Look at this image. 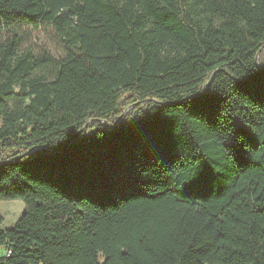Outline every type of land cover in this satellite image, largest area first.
Listing matches in <instances>:
<instances>
[{
	"label": "trees",
	"instance_id": "16d2710c",
	"mask_svg": "<svg viewBox=\"0 0 264 264\" xmlns=\"http://www.w3.org/2000/svg\"><path fill=\"white\" fill-rule=\"evenodd\" d=\"M4 201L0 264H264V0H0Z\"/></svg>",
	"mask_w": 264,
	"mask_h": 264
},
{
	"label": "rangeland",
	"instance_id": "374dc122",
	"mask_svg": "<svg viewBox=\"0 0 264 264\" xmlns=\"http://www.w3.org/2000/svg\"><path fill=\"white\" fill-rule=\"evenodd\" d=\"M22 51H30L35 57L41 58L45 54H50L53 58L64 57V51L60 40L56 34L49 29L27 30L23 34ZM26 211L25 205L21 201H4L0 204V213L4 219L2 228L12 229ZM3 250H0V254Z\"/></svg>",
	"mask_w": 264,
	"mask_h": 264
}]
</instances>
